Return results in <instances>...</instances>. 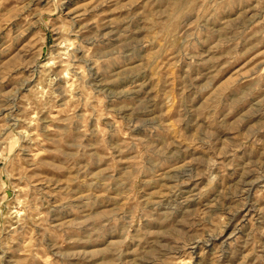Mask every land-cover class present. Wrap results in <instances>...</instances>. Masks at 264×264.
Masks as SVG:
<instances>
[{
    "label": "rangeland",
    "instance_id": "374dc122",
    "mask_svg": "<svg viewBox=\"0 0 264 264\" xmlns=\"http://www.w3.org/2000/svg\"><path fill=\"white\" fill-rule=\"evenodd\" d=\"M0 264H264V0H0Z\"/></svg>",
    "mask_w": 264,
    "mask_h": 264
}]
</instances>
